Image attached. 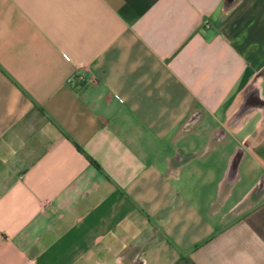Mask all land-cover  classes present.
Wrapping results in <instances>:
<instances>
[{
	"label": "crops",
	"instance_id": "0c3cea01",
	"mask_svg": "<svg viewBox=\"0 0 264 264\" xmlns=\"http://www.w3.org/2000/svg\"><path fill=\"white\" fill-rule=\"evenodd\" d=\"M0 264H264V0H0Z\"/></svg>",
	"mask_w": 264,
	"mask_h": 264
},
{
	"label": "flooded vegetation",
	"instance_id": "af4514ba",
	"mask_svg": "<svg viewBox=\"0 0 264 264\" xmlns=\"http://www.w3.org/2000/svg\"><path fill=\"white\" fill-rule=\"evenodd\" d=\"M256 103H257L256 97L254 95H249L245 103V107H248L249 105L256 104Z\"/></svg>",
	"mask_w": 264,
	"mask_h": 264
},
{
	"label": "water",
	"instance_id": "95a60500",
	"mask_svg": "<svg viewBox=\"0 0 264 264\" xmlns=\"http://www.w3.org/2000/svg\"><path fill=\"white\" fill-rule=\"evenodd\" d=\"M238 166V160H234V162L232 163V168H236Z\"/></svg>",
	"mask_w": 264,
	"mask_h": 264
},
{
	"label": "trees",
	"instance_id": "16d2710c",
	"mask_svg": "<svg viewBox=\"0 0 264 264\" xmlns=\"http://www.w3.org/2000/svg\"><path fill=\"white\" fill-rule=\"evenodd\" d=\"M95 165L99 166L95 161H93Z\"/></svg>",
	"mask_w": 264,
	"mask_h": 264
}]
</instances>
